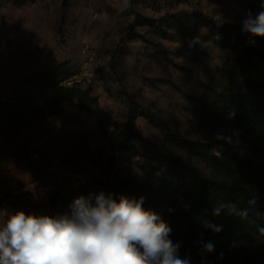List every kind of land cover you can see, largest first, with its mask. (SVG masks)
<instances>
[{
  "label": "rangeland",
  "instance_id": "obj_1",
  "mask_svg": "<svg viewBox=\"0 0 264 264\" xmlns=\"http://www.w3.org/2000/svg\"><path fill=\"white\" fill-rule=\"evenodd\" d=\"M260 11L264 0H0V100L12 98L37 73L59 66L77 82L74 88L88 93L83 102L98 117L95 123L79 112L75 106L80 99L74 97L59 107L58 115L69 109L75 112L78 129L66 119L49 120L52 117L27 127L50 142L57 134L52 144L58 151L64 148L62 138L80 142L74 151L77 161L72 163V156L54 160L60 166L56 178L67 180H48L50 168L29 163L40 179L33 196L26 190L19 195L6 191L0 210L8 204L14 213L55 217L69 212L75 198L93 197L96 179L123 192L127 185L144 182L151 149L136 144V155H114L104 133L106 128L112 136L123 130L130 100L189 140L221 138L229 151L260 162L248 150L250 134L234 126L225 109L239 93L245 72L259 73L240 66L248 58L245 45L264 50V37L243 31L245 43L240 41L234 52L216 45L206 26V20L215 19L242 28L245 19ZM133 126L164 153L183 157L216 176L201 156L168 140L142 114L135 115ZM25 129L13 135L0 119V141H10ZM23 147L30 152L28 145ZM247 188L256 193L252 185ZM150 196L163 211L184 209L183 201L168 188L155 185ZM173 243L179 245L181 256L183 243ZM262 243L239 235L221 247L214 264L244 263Z\"/></svg>",
  "mask_w": 264,
  "mask_h": 264
},
{
  "label": "trees",
  "instance_id": "obj_2",
  "mask_svg": "<svg viewBox=\"0 0 264 264\" xmlns=\"http://www.w3.org/2000/svg\"><path fill=\"white\" fill-rule=\"evenodd\" d=\"M206 26L214 33L213 42L222 48L238 52L239 42L245 43L240 26L215 19L206 20ZM244 50L248 58L243 63L240 61V66L259 73L254 76L248 70L245 72L239 93L229 102L225 115L234 126L243 127L250 134L248 150L260 162L229 151L221 138L206 142L189 140L172 131L153 111L132 100L123 130L114 136L107 128L104 130L114 155L118 152L136 155V144L151 150L143 168L144 182L127 185L123 192L111 182L96 179L93 203L94 196L100 192L117 201L121 196L143 197V207L158 214L171 229L169 238L183 243L181 257L189 264L216 263L221 257V247L239 235L264 242V50L246 45ZM71 78L60 72L59 66L51 68L29 78L12 98L0 100V119L6 121L11 134L58 115L59 107L74 97L80 99L76 107L98 123L95 112L83 102L88 100V93L74 88L77 82L68 85ZM137 113L162 129L168 140L201 156L216 176L203 173L183 157L164 153L158 144L142 136L133 126ZM247 184L255 187V194L249 191ZM155 185L159 189H170L183 201L184 209L180 212L159 209L150 196ZM216 209H219L218 215ZM208 244L213 246L211 252L207 250ZM224 264H264V243L259 252L246 258L244 263L225 261Z\"/></svg>",
  "mask_w": 264,
  "mask_h": 264
},
{
  "label": "clouds",
  "instance_id": "obj_3",
  "mask_svg": "<svg viewBox=\"0 0 264 264\" xmlns=\"http://www.w3.org/2000/svg\"><path fill=\"white\" fill-rule=\"evenodd\" d=\"M242 30L264 37V11L245 19ZM143 202L100 192L94 203L91 195L75 198L55 217L0 211V264H189L171 229Z\"/></svg>",
  "mask_w": 264,
  "mask_h": 264
},
{
  "label": "crops",
  "instance_id": "obj_4",
  "mask_svg": "<svg viewBox=\"0 0 264 264\" xmlns=\"http://www.w3.org/2000/svg\"><path fill=\"white\" fill-rule=\"evenodd\" d=\"M75 108L92 121L84 110H80L76 106ZM74 113L75 112L69 109L68 111H64L60 116L56 115V117H52L49 120L55 118H58V120L66 119L70 121L72 129L76 130L79 127V120ZM25 130L26 132H22V134L18 136L15 135L10 141L6 139L0 141V198L3 197V193L6 191H13L19 195L22 191L26 190L30 191V196H33L32 189L40 179L31 171L29 163L50 168L53 173L47 176L49 177L48 180H67V178L63 177L56 178L59 172L58 167L60 166H57L54 160L58 158L65 159L68 156H72L73 159L71 162L77 161L74 157V151L76 148L80 147V142L75 140H73V142L66 137L62 138L64 148L62 151H58L52 144L53 140L57 139V134L51 137L52 142H50L45 136L33 135V131L30 128H26ZM24 144L29 146V153L27 149H24ZM31 152H37L40 155V159L37 161L31 160L29 157ZM68 152H70V154H67ZM43 155H45V157L42 159ZM4 219H6V217H0V225L3 224Z\"/></svg>",
  "mask_w": 264,
  "mask_h": 264
},
{
  "label": "built area",
  "instance_id": "obj_5",
  "mask_svg": "<svg viewBox=\"0 0 264 264\" xmlns=\"http://www.w3.org/2000/svg\"><path fill=\"white\" fill-rule=\"evenodd\" d=\"M75 81L73 80H69L67 82L68 85H72V83H74ZM30 159L33 160V161H37L40 159V155L37 153V152H31L30 155H29ZM2 211H6L7 213H14V209L11 208L8 204H4V207L2 209Z\"/></svg>",
  "mask_w": 264,
  "mask_h": 264
}]
</instances>
